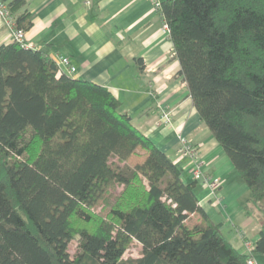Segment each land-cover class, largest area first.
<instances>
[{
  "label": "trees",
  "instance_id": "obj_1",
  "mask_svg": "<svg viewBox=\"0 0 264 264\" xmlns=\"http://www.w3.org/2000/svg\"><path fill=\"white\" fill-rule=\"evenodd\" d=\"M3 2L14 28L29 30L24 0ZM159 13L200 119L249 200L263 202L264 0H160ZM197 181L106 87L14 39L0 44V264H249L264 254L262 231L249 252L233 246L200 206ZM131 241L141 254L124 259Z\"/></svg>",
  "mask_w": 264,
  "mask_h": 264
},
{
  "label": "crops",
  "instance_id": "obj_2",
  "mask_svg": "<svg viewBox=\"0 0 264 264\" xmlns=\"http://www.w3.org/2000/svg\"><path fill=\"white\" fill-rule=\"evenodd\" d=\"M23 9L32 14L26 47L53 60L67 56L76 68L70 76L106 87L119 101V111L182 169L185 182L192 180L197 158L205 162L207 173L222 179L214 194L197 181L199 204L239 252H249L262 231L253 223L249 230L250 192L200 119L152 0H24L17 11ZM12 40V28L0 15V44ZM163 108L172 111L166 124L159 123ZM179 136L194 146V159L177 151ZM197 218L191 215L192 221ZM262 255H253V260L264 264Z\"/></svg>",
  "mask_w": 264,
  "mask_h": 264
},
{
  "label": "built area",
  "instance_id": "obj_3",
  "mask_svg": "<svg viewBox=\"0 0 264 264\" xmlns=\"http://www.w3.org/2000/svg\"><path fill=\"white\" fill-rule=\"evenodd\" d=\"M153 6L156 10L160 9V0H152ZM0 15L5 19L6 23L12 28L13 39L27 46L28 44L25 42V31L22 29H15L13 26V18L7 10L3 0H0ZM163 21V20H162ZM162 27L165 31H168V25L165 21L162 23ZM59 73H65L67 75H71L75 72L76 68L72 64V60L67 56H58L54 59ZM172 111L167 108H163L161 110L159 116V123H169L171 119ZM177 151L181 155H186L194 159L196 156V150L194 146L189 143L185 138L179 136V143L177 147ZM194 167L190 171V176L194 180H200L207 187L210 188L211 193H215L216 190L221 186L222 179L220 177L212 176L206 172L205 162L200 158L194 160ZM212 194V195H213ZM246 249H249L250 243L245 242ZM249 264H257L253 258L248 261Z\"/></svg>",
  "mask_w": 264,
  "mask_h": 264
},
{
  "label": "rangeland",
  "instance_id": "obj_4",
  "mask_svg": "<svg viewBox=\"0 0 264 264\" xmlns=\"http://www.w3.org/2000/svg\"><path fill=\"white\" fill-rule=\"evenodd\" d=\"M33 146H36V143ZM33 148H35V147H33ZM33 148L30 149V151H29L31 153V155H33L35 153L33 151ZM248 196H249V192H248ZM248 210L250 212H252V214L250 213V217L253 219L251 221L250 226H249V230H253L251 227L252 223H253L254 229H256V231H257V228H259L260 230H262L264 232V201L263 202H252L251 201L248 205ZM189 222H191V221H189ZM233 231H234V229H233ZM74 249H75V242L72 241L70 244V247H69L70 253H73L75 251ZM140 254H141V246L136 241H131V243L128 245V247L126 248V250L124 252L123 258L124 259L134 258V257L140 256ZM262 256H264V255H262Z\"/></svg>",
  "mask_w": 264,
  "mask_h": 264
}]
</instances>
